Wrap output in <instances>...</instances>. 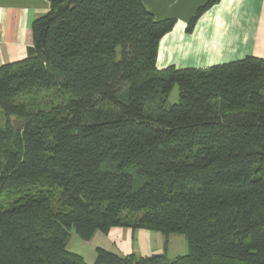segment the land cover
Masks as SVG:
<instances>
[{
  "label": "trees",
  "instance_id": "trees-1",
  "mask_svg": "<svg viewBox=\"0 0 264 264\" xmlns=\"http://www.w3.org/2000/svg\"><path fill=\"white\" fill-rule=\"evenodd\" d=\"M49 2L27 56L0 66V109L23 120L0 125V264H264V58L159 68L176 18ZM118 226L182 233L188 253L67 247Z\"/></svg>",
  "mask_w": 264,
  "mask_h": 264
},
{
  "label": "crops",
  "instance_id": "crops-1",
  "mask_svg": "<svg viewBox=\"0 0 264 264\" xmlns=\"http://www.w3.org/2000/svg\"><path fill=\"white\" fill-rule=\"evenodd\" d=\"M207 1L143 0L157 19L176 18L174 28L160 41L159 68L210 67L248 55L264 58V0H220L203 11L188 31L190 19ZM49 9V0H0V66L27 56L34 42L33 24ZM172 235L118 226L108 233L96 232L87 245L96 253L95 259L98 248L122 256L168 255L165 239ZM183 245L185 240L176 249L185 250Z\"/></svg>",
  "mask_w": 264,
  "mask_h": 264
},
{
  "label": "rangeland",
  "instance_id": "rangeland-1",
  "mask_svg": "<svg viewBox=\"0 0 264 264\" xmlns=\"http://www.w3.org/2000/svg\"><path fill=\"white\" fill-rule=\"evenodd\" d=\"M46 94L47 93H43L42 95H40L39 99L44 97V95ZM179 101H180V90L179 87L176 85L172 90L167 103L168 105H172L178 103ZM0 125L2 127L9 126L14 129L19 127L21 128V126L23 125V120L15 116L7 117L4 114V112L0 109ZM71 233L72 234L67 241L68 249L81 254L88 263H92L93 261H95L94 259L96 253L94 251H91L90 246L87 245V240L80 238L75 233L74 229L71 230ZM185 238H186L185 235L182 233H173L171 239L166 237L165 243L168 247H170V252L168 253L169 256L168 255L167 256L170 259H174L177 256L188 253V241ZM184 240L186 242L187 248H185L186 245H183L181 248L182 249L185 248V250L176 249V246L181 245Z\"/></svg>",
  "mask_w": 264,
  "mask_h": 264
}]
</instances>
